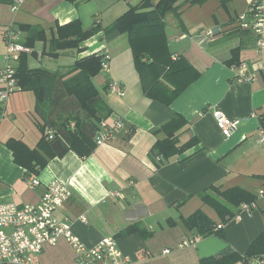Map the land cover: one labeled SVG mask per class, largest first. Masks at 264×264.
I'll use <instances>...</instances> for the list:
<instances>
[{"label": "crops", "instance_id": "obj_1", "mask_svg": "<svg viewBox=\"0 0 264 264\" xmlns=\"http://www.w3.org/2000/svg\"><path fill=\"white\" fill-rule=\"evenodd\" d=\"M9 1L0 0V69L6 52L4 33L10 26L45 31L47 41L36 42L28 53L33 69L67 73L79 59L108 53L110 70L101 71L93 83L112 112L109 120L122 119L123 129L108 143L95 144L87 156L64 150L62 144L48 146L42 142L36 97L20 86L0 121V204H37L46 186L59 180L69 185L72 196L56 217L69 218L73 232L88 246L105 237L116 238L122 253L131 258L129 264H201L204 258L227 253L244 255L264 233V200H258L249 213L240 206L232 217L221 219L201 194L216 186L223 191L240 187L257 196L264 187L260 178L264 175V51H258L255 34L237 24L252 0H207L201 5L180 0L178 12L166 16L163 37L138 40H130L127 32L105 34V30L143 0H24L16 11ZM77 19L84 29L98 24L102 30L84 41L80 50L49 54L57 27ZM204 30H213L214 35L201 38ZM28 34L22 32L23 42ZM146 52H154L159 64L150 65L152 58L144 57L143 63L149 64L139 67L136 57ZM234 56L245 65L244 74L255 76L253 82L238 80ZM112 81L122 86L124 95L110 92ZM220 113L239 121L230 137L217 126ZM174 114L187 121L179 133L180 143L192 139L198 143L168 159L156 157L153 147L166 137L157 132ZM11 139L47 160L46 166L37 165L33 172L17 162L7 145ZM54 148L60 153L55 154ZM32 174L41 182L36 189L27 183ZM109 190H120L122 198L103 203ZM199 210L217 227L223 225L222 235L179 247L195 237L196 231L189 230L184 219ZM83 214L87 223L79 220ZM132 226L149 236L123 235ZM166 249L171 252L165 254ZM36 262L75 264V253L60 239L55 246L46 245ZM232 264H264V254Z\"/></svg>", "mask_w": 264, "mask_h": 264}, {"label": "trees", "instance_id": "obj_2", "mask_svg": "<svg viewBox=\"0 0 264 264\" xmlns=\"http://www.w3.org/2000/svg\"><path fill=\"white\" fill-rule=\"evenodd\" d=\"M179 1L159 0L155 4L154 0H143L137 6H131L127 12L105 30V34L116 30L127 32L130 40L163 37L165 35L166 16L178 12L177 3ZM206 1L184 0L190 5H201ZM9 2L13 4L14 0ZM16 29L21 33L23 31L29 33L27 40L23 43L31 49V52L36 42L47 41L43 29L29 25H21ZM101 30L98 24L90 29H84L82 21L79 19L59 25L50 39L49 54L57 56L59 50H80V45L84 41L95 36ZM236 54L235 52V56ZM144 57H147L148 60L152 58L153 62L150 65L159 64L154 52H146L136 57L139 67L149 64L147 60L146 63H143ZM103 61L104 55L93 54L77 60L67 73H61L51 72L43 68H30L28 53L24 52L20 55L16 76L22 90L30 91L36 97V113L43 121L42 132L44 136L42 142H46L48 146L52 147L62 144L64 150L77 151L80 156H87L93 151L96 146L94 138L101 122L108 120L112 114L93 83V79L102 71ZM233 63L239 64L237 58L234 59ZM174 64L175 62L171 61V69H173ZM178 93L176 92V95ZM186 126V119L180 114H174L171 120L157 132L165 133L166 137L156 142L153 147V154L156 157L163 156L168 159L174 154L183 153L195 146L198 143L196 139H192L183 145L180 143L179 133ZM49 131L53 132L52 138H50ZM7 145L13 151L16 161L28 170L35 172V166H46L47 160L42 159L36 152L30 151L22 142L11 139ZM52 150L55 154L60 153L56 151V148ZM33 161L37 164L34 165ZM260 178L264 180V175ZM201 199L205 204L214 208L221 219H224L226 216L232 217L243 203L255 201L257 196L240 187L223 191L213 186L201 194ZM184 223L189 230L196 231L195 237L205 238L211 235H222V229H218L216 222L201 210L185 218ZM132 233L149 236L143 229L134 226L125 230L123 235ZM261 254H264V233L250 245L244 255L227 253L222 256L204 258L201 260V264H232L238 260L247 261Z\"/></svg>", "mask_w": 264, "mask_h": 264}, {"label": "built area", "instance_id": "obj_3", "mask_svg": "<svg viewBox=\"0 0 264 264\" xmlns=\"http://www.w3.org/2000/svg\"><path fill=\"white\" fill-rule=\"evenodd\" d=\"M24 0H14L12 11H16ZM237 24L240 29L251 31L256 36L258 51H264V3L263 0H252L248 10L239 15ZM214 35L213 30L200 32L201 38ZM6 52L4 66L0 69V121L7 113L10 98L21 90L17 79V64L20 55L31 52L22 40V33L14 26H10L4 33ZM110 55H104L102 71L108 72ZM240 69L239 81L253 82L254 75L244 74L245 65L240 63L235 69ZM264 68V65L261 67ZM111 93L124 95V89L117 82H110ZM239 121L231 120L225 114L217 117V126L225 137H230L238 129ZM123 129L122 119L113 121L104 120L95 135L97 145H102L113 140ZM50 138L53 132L49 131ZM160 157H158L159 159ZM30 188L36 189L41 185L36 174L27 179ZM129 184H133L132 181ZM72 191L69 185L59 180L51 181L37 204L18 205L15 203L0 204V264H38L36 257L40 255L46 245L55 246L60 239H64L75 253V264H129L130 257L125 256L114 237H105L97 245H86L72 229L69 218L60 220L55 213L69 201ZM110 198H122L120 191L109 190L102 199L106 203ZM258 200H264V187L257 194V199L250 203H243L241 209L251 212L257 206ZM83 223L88 219L83 214L79 217ZM222 228V225L217 227ZM201 239L200 236L183 241L179 247L195 245ZM170 249L164 251L170 253Z\"/></svg>", "mask_w": 264, "mask_h": 264}, {"label": "rangeland", "instance_id": "obj_4", "mask_svg": "<svg viewBox=\"0 0 264 264\" xmlns=\"http://www.w3.org/2000/svg\"><path fill=\"white\" fill-rule=\"evenodd\" d=\"M91 1H93V0H91ZM91 1H87V2H91ZM123 1H124V0H123ZM92 3H93V2H92ZM85 5H88V4H85ZM90 5H91V4H90ZM64 60H66V59L63 58V61H64ZM18 63H19V62H18ZM42 64H43V63H42ZM17 66H18V64H17ZM115 191H120V190H115ZM120 192H121V191H120ZM121 193H122V192H121ZM122 195H123V194H122ZM222 228H223V225H222ZM222 228H221V229H222ZM193 246H194V245H193Z\"/></svg>", "mask_w": 264, "mask_h": 264}]
</instances>
